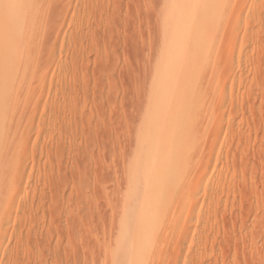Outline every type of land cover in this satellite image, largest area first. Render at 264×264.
Masks as SVG:
<instances>
[{
	"label": "rangeland",
	"instance_id": "obj_1",
	"mask_svg": "<svg viewBox=\"0 0 264 264\" xmlns=\"http://www.w3.org/2000/svg\"><path fill=\"white\" fill-rule=\"evenodd\" d=\"M1 3L0 264H264V0Z\"/></svg>",
	"mask_w": 264,
	"mask_h": 264
},
{
	"label": "bare ground",
	"instance_id": "obj_2",
	"mask_svg": "<svg viewBox=\"0 0 264 264\" xmlns=\"http://www.w3.org/2000/svg\"><path fill=\"white\" fill-rule=\"evenodd\" d=\"M21 1V0H20ZM23 1V0H22ZM3 2V1H2ZM5 2V1H4ZM13 2H14V0H13ZM21 3V2H20ZM1 5H3V3H1L0 4V7H6L5 5H3V6H1ZM7 5H8V2H7ZM9 6V5H8ZM3 8H0V11H2V9ZM10 8V7H9ZM216 8V7H215ZM220 8V7H219ZM7 10V9H6ZM5 9H3V11H6ZM11 10V9H10ZM7 12H8V10H7ZM217 12V11H216ZM15 13V12H14ZM210 13V12H209ZM213 13H215V12H213ZM10 14V13H9ZM8 15V14H7ZM181 15V14H180ZM3 16V15H2ZM8 16H10V15H8ZM182 16H183V14H182ZM217 16V15H216ZM182 18V17H181ZM1 19V18H0ZM214 19V18H213ZM212 19V22H211V25H213V23H214V20ZM2 20V19H1ZM7 20V19H6ZM193 20V19H192ZM189 22H190V20H188ZM188 21H187V23H188ZM194 22V21H193ZM193 22H192V24H193ZM216 22V21H215ZM11 23H13V22H11ZM186 23V24H187ZM191 24V25H192ZM215 24V23H214ZM0 25H1V23H0ZM15 25V24H14ZM181 25V24H180ZM2 26V25H1ZM4 26H6V25H4ZM9 27H10V25H9ZM183 27V26H182ZM184 27H186V25L184 26ZM215 27V26H214ZM181 28V27H180ZM216 28V27H215ZM185 29V28H184ZM210 30V29H209ZM214 31H216L215 29H213ZM213 30H211V31H213ZM4 31V30H3ZM207 32V31H206ZM209 33V32H208ZM181 34V33H180ZM182 35V34H181ZM194 35V37H195V39L198 41V42H194V38L192 39L193 40V42H192V46H190V47H187L186 49H184V52H182V53H186V58L183 60V58H182V62H180V65L179 64H177L176 65V71L178 72L177 73V76L178 77H181L182 78V80H183V78L185 79L184 80V85L185 86H188V88H185V94H186V97L185 98H189V100L191 99V97H193L194 96V98H195V94H198L199 92L202 94V93H206L205 92V90H204V88L205 87H207L208 88V83H210V82H208V78H206V79H208L207 80V82H205L204 83V85H199L198 83H192V81H191V78H192V76L193 75H197L198 73H201V72H205L206 73V75L210 78V74L212 73V70H213V68H214V66H215V59H214V57H215V54H216V50H215V54L213 53L214 51V46L211 44V43H199V38H200V36H199V38H198V36H197V34L195 35V34H193ZM206 34H202V36L204 37ZM183 37V36H182ZM185 37V36H184ZM182 40H185V39H182ZM190 40V39H189ZM175 41H177V40H175ZM186 42V41H185ZM182 43V42H181ZM188 43V42H187ZM176 47H177V45H175ZM185 46H186V44H185ZM180 50V49H179ZM176 51V50H175ZM177 53V52H176ZM176 56V55H175ZM183 56H184V54H183ZM181 58V57H180ZM179 58V59H180ZM8 59V58H7ZM176 61H177V59H176ZM175 61V62H176ZM8 62V61H7ZM12 63V62H11ZM214 74V73H213ZM177 78V77H176ZM178 79V78H177ZM177 79H175V82H176V80ZM180 79V78H179ZM213 79V78H212ZM169 80V79H168ZM181 80V79H180ZM181 80V81H182ZM193 81H195V79H192ZM210 80H211V78H210ZM6 81V80H5ZM167 83V86H168V81L166 82ZM181 83V84H182ZM199 83H200V81H199ZM212 83V82H211ZM170 84V83H169ZM3 85V84H2ZM173 85V84H172ZM175 85H176V83H175ZM178 85H179V83H178ZM183 85V86H184ZM210 85V84H209ZM4 86V85H3ZM168 88H169V90H170V87L168 86ZM202 88V89H201ZM217 88V87H216ZM209 89V88H208ZM178 90V89H177ZM179 90H180V88H179ZM201 90V91H200ZM215 90V89H214ZM181 91V90H180ZM184 91V90H183ZM174 93V92H173ZM176 93V92H175ZM179 93V92H178ZM184 93V92H183ZM3 94V93H2ZM183 95V94H182ZM203 95V94H202ZM199 96V95H198ZM201 97V96H200ZM205 97V96H204ZM180 98V97H179ZM196 98H197V96H196ZM175 99V98H174ZM186 99H184V102H182L181 103V106H183L184 108H188V106H189V104H188V101H185ZM174 102V101H173ZM190 102V101H189ZM172 103V101H169V102H166V106L165 107H163L162 109L164 110L162 113H163V115L165 116L166 115V127L165 128H171L172 129V127H173V129H175V131H177V128H178V126L180 125V124H182V123H186L187 122V124L188 125H191L189 122L191 121V120H189L188 118H187V116L189 117V115L188 114H185L184 112V114L185 115H187V116H185L186 118L185 119H183V117L182 118H180L179 116H177V113L176 114H174V111H173V109H172V106L170 107V104ZM173 105V104H172ZM176 105H177V102H176ZM178 105H179V103H178ZM191 105V104H190ZM193 106V105H192ZM176 107H178V106H176ZM194 107H195V105H194ZM191 109V108H190ZM190 109H189V112H190ZM193 109V108H192ZM198 109V108H197ZM202 109V108H201ZM185 110V109H184ZM187 110H185V112H186ZM202 111V110H201ZM186 113H188V112H186ZM191 113V112H190ZM194 114H195V112H194ZM197 115V114H196ZM181 116V115H180ZM190 116H192V115H190ZM165 119V118H164ZM205 120V119H204ZM165 121H164V123H165ZM186 124H184V126H185ZM188 125H186V126H188ZM198 126V125H197ZM196 126V127H197ZM164 127V126H163ZM175 127V128H174ZM177 127V128H176ZM180 127H181V125H180ZM204 127V126H203ZM170 129V130H171ZM172 129V130H173ZM166 130V129H165ZM168 131V130H167ZM173 132V131H172ZM171 132V133H172ZM178 132V131H177ZM180 133V132H179ZM198 135V134H197ZM176 136V137H175ZM174 136V139H177V141L179 140L180 142L182 141L181 140V134H176ZM184 136V135H183ZM169 137H171V136H169ZM169 139V138H168ZM184 139H185V137H184ZM183 139V140H184ZM165 141V140H164ZM174 141H176V140H174ZM166 142V141H165ZM164 142V143H165ZM163 143V144H164ZM166 144V143H165ZM182 147V146H181ZM184 147H185V145H184ZM186 153V152H185ZM179 155V154H178ZM151 170V169H150ZM149 184V190L151 189V187H155L157 184H155V183H148ZM148 190V191H149ZM150 192H152V193H157V194H155V195H153V196H156V195H159L160 197H167V196H169V188L168 187H162L160 190H159V188L158 189H151L150 190ZM148 207L147 208H145L140 214H138V216L136 217L137 218V220H136V223H135V227H134V240H135V242H137L138 244H136V245H139V243L140 244H142V246H145V247H147V248H149V249H152L153 248V246L157 243V237L155 238V236L157 235H154V234H149V232H148V226L150 225V224H153L155 221H157L156 220V217L158 216H156L155 215V213H153V211L151 210V209H153V204H151L150 205V203H148V205H147ZM152 207V208H151ZM141 211V210H140ZM163 213V212H162ZM135 218V219H136ZM155 224V223H154ZM159 229V228H158ZM164 232V231H163ZM160 233H162V230H160L159 231V235H160ZM158 236V235H157ZM159 239V238H158Z\"/></svg>",
	"mask_w": 264,
	"mask_h": 264
}]
</instances>
